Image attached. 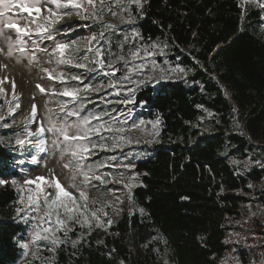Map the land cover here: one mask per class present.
<instances>
[{
	"label": "trees",
	"instance_id": "16d2710c",
	"mask_svg": "<svg viewBox=\"0 0 264 264\" xmlns=\"http://www.w3.org/2000/svg\"><path fill=\"white\" fill-rule=\"evenodd\" d=\"M142 2L138 25L143 38L167 41L171 58L194 72V85L166 82L137 95L136 105L162 120L155 152L135 166L141 184L134 198L145 214L124 216L103 243L101 235L75 251H61L56 264H163L149 246L142 253L155 234L164 239L172 264H225L223 237L240 203L248 200V179L264 180V169L243 176L230 163L231 147L238 157L253 149L245 136L218 129L204 135L199 124L205 112L220 127L236 117L244 133L264 144V40L250 25L242 29L244 21L259 20L260 12L245 15L238 0ZM210 72L217 73V81ZM18 175L15 153L0 143V180ZM18 209L14 186L0 184V264L20 258L17 238L26 227ZM257 227L264 234V225Z\"/></svg>",
	"mask_w": 264,
	"mask_h": 264
},
{
	"label": "rangeland",
	"instance_id": "374dc122",
	"mask_svg": "<svg viewBox=\"0 0 264 264\" xmlns=\"http://www.w3.org/2000/svg\"><path fill=\"white\" fill-rule=\"evenodd\" d=\"M238 1L245 15L251 10L260 12L259 20L250 24L244 21L242 29L244 30L250 25L248 27L252 29L255 35L264 40V8L258 7L256 3L250 2V0ZM111 3L114 10L119 11L125 19L131 17L134 22L131 24L122 23L118 17L106 13L104 16L105 23L113 24L115 28H107L92 20L80 19L75 15L70 18L65 17L63 21L55 26V28L61 30L60 34L55 36L56 40L65 43L79 42L81 51L76 54L75 59L82 63H88V68L94 69L93 71L73 65H57L55 55L49 56L38 51L32 43L33 40H38L41 48L46 47L51 52L52 47H54L53 41L43 36H37L35 33L31 38L24 37L27 41L26 53L21 54L13 49L12 55L9 56L7 37L10 36L14 42L16 39L15 30L6 29L5 34L0 36V50H2L0 51V81H3V83H0V89H2L0 91V143L15 153L16 165L19 169L17 177L7 176L2 177L1 180L14 186L17 193V202L20 209H22V211H19V219L26 227L24 234L17 238L20 258L15 264H56L61 251L68 253L72 250L75 251L77 246L87 242L91 237L99 238L101 235L99 241L103 243L105 236L112 232L111 227L116 225L124 216L130 217L136 213L144 215L143 208L134 198V191L141 184V175L136 172L135 166L155 152L156 146L160 143L162 120L160 117L148 115L146 109L137 106V95L147 87H156L166 82L182 81L188 86L194 85V80H192L194 72L179 64L177 57L171 58L174 51H171V46L167 41H153L143 38L138 25L142 13V0H140L139 5L129 3V0H123V4L128 8V11H124L123 7L117 8L115 0H111ZM260 3H264V0H260ZM41 13L46 14L44 7H41ZM8 15L14 20H19L18 27L25 26L26 20L19 19V17H28V13L13 8ZM35 15L33 9L32 17L28 18L31 19ZM69 26H71V29ZM100 33H103V35L101 36ZM92 35H96L97 38L91 41L92 51L88 52L84 50L83 45L87 38ZM221 48L222 45H218L213 52V56H216ZM97 50L103 54L105 64L103 68L94 63L98 58ZM132 50L141 52V58L132 62L146 66L143 75H133L134 80L140 81L139 84L124 81L123 76L126 71L123 61L117 63V58L120 55L128 56V53ZM148 51L156 54L148 56ZM33 52L35 53V59L31 55ZM84 56L88 57L87 61L81 59ZM128 58L130 59V57ZM49 60H51V63H49ZM108 64L114 65L120 71L116 72L115 76L110 75L112 69L108 67ZM153 65L156 66V71L150 74ZM42 68L52 71L53 77L63 72L66 77L77 75L81 79L67 80L66 83H61L58 79H49L47 74L41 70ZM201 69L206 71L203 67ZM208 75L213 80H218L216 72H210ZM13 82L15 83V89H13ZM109 83H116L117 87H108ZM37 85H42L46 91L40 92L36 87ZM89 85L93 89L99 90L85 91V88ZM65 86L78 87L81 90L80 98L73 101L71 97L53 94L52 89H56V92L59 93ZM128 89H133V91ZM225 93L228 96L226 91ZM127 100L132 102H121ZM65 103H67L68 109L78 108L79 105L83 104L84 108L81 111V116L100 114L103 121L116 126L130 127L144 121L141 126L143 131L135 130L127 134L134 141L139 140V143H122L115 150L96 148L86 161L87 164L93 166L103 163L106 166L99 168L97 174L110 173L111 177H115L121 182L101 184L100 181L92 180L91 183L84 184L81 183L83 177L79 175L76 176L75 180L72 179L75 172L74 165L71 169L64 167L72 160V157L70 154H64L61 158L65 145L54 144L53 141L57 137L52 132L47 131L49 118L52 120H56L57 117L63 119L64 113L61 112V106ZM16 105H19V107ZM33 105L37 108L35 117L31 114ZM104 113H108V115H104ZM113 117L116 119L113 120ZM69 119L76 120L78 118L70 117ZM125 120H127V124H123ZM213 120L214 116L210 112L204 113L201 122H199L201 134H211L217 129L223 130L225 133H237L245 136L253 145V149L248 150L244 157L232 155V152H235V147L228 149L229 160L232 161L237 174L245 176V171L264 169V144L256 142L249 134L244 133L236 117L232 119V124L227 127L217 126ZM157 121L159 122L156 126L158 135L154 136L152 135V125ZM92 123L96 124L97 122L93 121ZM41 125L44 126L45 132L43 135H38ZM29 133H33V135H29ZM103 135L109 137L111 134L104 133ZM18 140H24L25 143L18 144ZM41 141L45 142L44 149L41 148ZM93 142L110 144V141L101 140L99 137H93ZM112 157L116 159L113 160ZM125 165H130V167H125ZM37 177H45L46 181L58 178L66 190L78 196L77 189L70 187L71 184L75 183L87 195L89 213L103 209V212L98 211L97 214L104 222V227H98L94 219L91 221V228L88 225L81 226L72 223L66 235L65 230L56 232V237L62 243L52 245L50 241L45 240L33 243V233L37 224L35 218L42 215L44 206L41 204V212H37L35 206L28 205V197L35 194L37 185L36 183L29 185L26 181H36ZM111 177L106 176L105 178L110 179ZM39 183L41 187H45L44 182ZM126 184L131 186L130 189L125 187ZM247 187L249 190L245 192L247 199L258 200L264 196V180L255 184L251 179ZM46 191L54 192L51 188H46ZM21 199L24 200V204L20 203ZM254 204L259 208L260 204L258 202L254 201ZM108 220L112 221L110 225L107 223ZM231 223L234 225L236 221ZM259 225H264V208ZM43 226L48 227L49 225L45 224ZM24 244H27L28 247H22ZM147 246L152 249L151 251L163 264H172L169 249L159 234L152 235L147 240L142 253L148 251ZM49 249L53 250L50 251ZM225 264H242V261L240 259L231 261L225 256Z\"/></svg>",
	"mask_w": 264,
	"mask_h": 264
},
{
	"label": "snow or ice",
	"instance_id": "6c2138e0",
	"mask_svg": "<svg viewBox=\"0 0 264 264\" xmlns=\"http://www.w3.org/2000/svg\"><path fill=\"white\" fill-rule=\"evenodd\" d=\"M250 2L256 3L258 7L264 8V3H260V0H250ZM117 8H124V11H128V8L124 6L123 0H115ZM129 3H134L139 5L140 0H129ZM51 5V6H50ZM54 6V7H52ZM41 7L45 8L46 14L41 13ZM19 9L23 12L28 13V17H32V10H35V17L29 19L28 17H19V19L26 20L24 27H18L17 24L19 20H14L8 13L13 9ZM67 10V11H65ZM106 13H110L114 17H118L122 23H133V19L128 17L125 19L124 16L116 11L112 7L111 0H0V36L5 34L6 29H14L16 33V39L13 42L12 38L7 37L9 41V51L8 55L11 56L13 49L19 51L21 54L27 52V41L24 39L25 36L29 38L32 37L33 33L37 36H43L44 38L53 41L54 47H52L51 52L48 48H41L38 40H33V47L40 52L52 56L55 55L57 65H73L75 67L84 68L88 71H93L94 69L88 68V63H82L76 61L75 57L78 52L81 51V45L77 41L71 42H60L57 41L55 36L60 34V29L55 28L57 24L65 19V17H72L75 15L80 19L92 20L95 23H99L107 28H115V25L105 23L104 16ZM71 29V26H69ZM55 33V34H54ZM102 36L103 33H100ZM139 35V33H137ZM96 35H92L85 41L83 48L84 50L91 52V41L95 40ZM127 39V37H126ZM123 47V45H121ZM2 51V50H0ZM98 58L94 63L99 64L101 68L105 66L103 60V54L97 50ZM156 53L148 51L147 55L152 56ZM33 59H35V53L32 54ZM130 57V59L128 58ZM141 58V52L139 50H132L128 53V56L120 55L117 58V63L123 61V66L126 74L123 76V80L131 83L139 84V80H134V74L143 75L145 71L144 64H135L132 61ZM82 60L87 61L88 57L84 56ZM51 63V60H49ZM108 67L112 69L110 75L115 76L116 72L120 69L116 68L112 64H108ZM47 74L49 79H58L61 83H66L67 80H80L81 77L77 75H72L66 77L63 72L57 74L53 77L52 71L47 68L41 69ZM156 71V66L153 65L150 74ZM163 78V77H161ZM3 83V81H0ZM40 92H45L46 90L42 85L36 86ZM103 87V86H101ZM108 87H117L116 83H109ZM13 89H15V83L13 82ZM99 90L93 89L91 85L85 88V91ZM133 91V89H128ZM2 91V89H0ZM53 94H58L60 96L71 97L73 101L80 98L81 90L78 87L70 88L65 86L59 93L56 89H52ZM122 103H131V100L121 101ZM19 107V105H16ZM84 105L81 104L78 108L68 109L67 103L61 106V112L64 113L63 119L57 117L56 120L49 118V127L47 131L52 132L57 138L53 141L54 144H64L65 148L62 151L61 158L64 154H70L72 160L65 164L64 167L71 169L75 168V172L72 179L75 180L76 176H82L83 179L81 183L88 184L92 180L100 181L101 184L106 183H119L120 180L115 177H111L110 173L107 174H97V170L101 167H105L103 163L96 165H89L86 163L88 157L93 154L94 149L100 148L104 150L108 148L109 150H115L119 148L121 144H131L133 142L139 143V140H135L128 136L127 134L131 131L139 130L143 131L142 125L144 121H140L139 124H134L130 127H125L123 125L116 126L115 124H110L103 121V117L100 114L81 116V111ZM11 112V109H10ZM37 108L35 105L31 108V114L35 117ZM108 115V113H104ZM70 117H77L76 120H70ZM113 120L116 118L113 117ZM96 121V124L92 122ZM159 122L157 121L152 125L153 132L152 135H158L156 126ZM127 124V120L123 122ZM45 128L43 125L40 126L38 130V135H43ZM104 133H110L109 137H105ZM33 135V133H29ZM62 137V139H60ZM93 137H99L101 140H108L109 143H95L93 142ZM18 144H24V140H18ZM41 148H45V142L41 141ZM115 160V157H112ZM125 167H130V165H125ZM111 177L106 179L105 177ZM39 182H44L45 187H41ZM5 183L4 180H0V184ZM27 184L31 185L36 183V192L34 195H29L28 205L35 206V211L41 212V204L43 207L42 215L37 216V224L33 233V243L41 240L50 241L52 245H57L62 243L56 237V232L60 230H65V235L72 223L80 224L81 226L88 225L89 228L92 227L91 221L94 219L97 222L98 227H104V222L100 219L97 212H103V209H98L97 211H91L89 213L87 207V195L86 193L79 189L75 183L71 184L70 187L76 188L78 196L74 195L72 192L65 189L61 185L58 178H53L51 181H46L45 177H37L36 181H26ZM125 187L130 189V185L126 184ZM46 188H51L54 192L46 191ZM83 201V203H81ZM21 204H24V200L21 199ZM17 211H22L18 209ZM106 215V213H105ZM54 218V219H53ZM108 225L112 223L111 220L107 221ZM48 224V227L43 225ZM22 247L27 248L28 245L24 244ZM50 251L53 249H49Z\"/></svg>",
	"mask_w": 264,
	"mask_h": 264
},
{
	"label": "built area",
	"instance_id": "2783aa9c",
	"mask_svg": "<svg viewBox=\"0 0 264 264\" xmlns=\"http://www.w3.org/2000/svg\"><path fill=\"white\" fill-rule=\"evenodd\" d=\"M230 163L233 167L232 161ZM250 181L248 179L247 186ZM263 199L241 202L236 223L225 231V256L231 261L240 259L242 264H264V234L257 227L262 218ZM254 201L260 204L259 208Z\"/></svg>",
	"mask_w": 264,
	"mask_h": 264
}]
</instances>
